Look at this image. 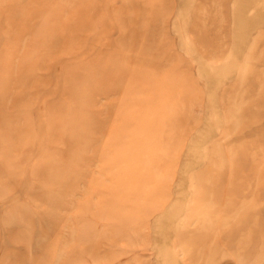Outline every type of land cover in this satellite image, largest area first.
Listing matches in <instances>:
<instances>
[{
    "label": "rangeland",
    "instance_id": "obj_1",
    "mask_svg": "<svg viewBox=\"0 0 264 264\" xmlns=\"http://www.w3.org/2000/svg\"><path fill=\"white\" fill-rule=\"evenodd\" d=\"M0 264H264V0H0Z\"/></svg>",
    "mask_w": 264,
    "mask_h": 264
},
{
    "label": "bare ground",
    "instance_id": "obj_2",
    "mask_svg": "<svg viewBox=\"0 0 264 264\" xmlns=\"http://www.w3.org/2000/svg\"><path fill=\"white\" fill-rule=\"evenodd\" d=\"M125 42V40L123 41V43ZM129 51L127 52V53H131L133 50L132 49H128ZM137 53H138V55H141L138 51H137ZM141 59V57L139 58V60ZM119 61H120V63H121V66L119 67V70L117 71V72H115V71H110V70H105V71H103L102 72V75L99 77V78H95L96 79V81H102V80H104V81H106V83H109L110 81H113V80H115L116 78L115 77H117V76H120L123 72H124V74L128 71V70H126L125 69V60L123 59V58H120L119 59ZM138 68V71H131V72H129L130 73V75H131V83L133 82H135L136 81V75L137 74H142V66H138L137 67ZM97 79H99V80H97ZM103 90H106V87H104V89ZM140 103V102H139ZM144 103V102H143ZM159 105H160V102L159 103H157V105H156V108L157 107H159ZM88 106V105H87ZM157 109H161V108H157ZM58 119V118H57ZM60 122V121H59ZM170 122H167V124H169ZM172 133V132H171ZM169 139V138H168ZM164 141V142H167V138L166 139H164V138H161V137H159V143L161 142V141ZM169 141L171 142V140L169 139ZM161 153H162V151H161ZM160 153V155H162L161 156V158H160V161H161V159H166L167 158V154H165L164 155V153L163 154H161ZM152 157H154V156H152Z\"/></svg>",
    "mask_w": 264,
    "mask_h": 264
}]
</instances>
